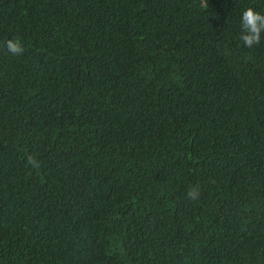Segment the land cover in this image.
Masks as SVG:
<instances>
[{
    "label": "trees",
    "instance_id": "obj_1",
    "mask_svg": "<svg viewBox=\"0 0 264 264\" xmlns=\"http://www.w3.org/2000/svg\"><path fill=\"white\" fill-rule=\"evenodd\" d=\"M246 7L264 14L0 0V264H264V33L243 45Z\"/></svg>",
    "mask_w": 264,
    "mask_h": 264
},
{
    "label": "clouds",
    "instance_id": "obj_2",
    "mask_svg": "<svg viewBox=\"0 0 264 264\" xmlns=\"http://www.w3.org/2000/svg\"><path fill=\"white\" fill-rule=\"evenodd\" d=\"M240 27V40L245 47L252 48L261 42L264 33V14L253 7H246L240 17ZM3 47L13 56L22 55L25 51L19 39H8L4 41ZM26 162L33 169L39 170L41 167V162L34 156H28ZM185 196L190 202H199L202 197L201 186L193 184L187 189Z\"/></svg>",
    "mask_w": 264,
    "mask_h": 264
}]
</instances>
